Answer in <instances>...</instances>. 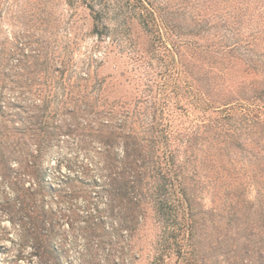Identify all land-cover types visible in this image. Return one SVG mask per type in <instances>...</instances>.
Masks as SVG:
<instances>
[{"label": "trees", "instance_id": "1", "mask_svg": "<svg viewBox=\"0 0 264 264\" xmlns=\"http://www.w3.org/2000/svg\"><path fill=\"white\" fill-rule=\"evenodd\" d=\"M82 2L94 34L104 40L115 30L120 51L133 53L147 79L134 101L92 104L98 124L70 125L88 152L75 176L88 197L80 228L89 249L119 252L117 264L140 260L137 245L149 264H210L214 251L227 264H264V0H233L235 14L213 13L223 22L217 28L200 24V11L215 10L212 0H180L171 9L191 10L200 27L188 31L171 24L168 0ZM51 119L45 113L28 128L36 135L23 143L30 168L43 166L45 137L60 128ZM253 185L258 202L247 198ZM43 237L54 254L52 237Z\"/></svg>", "mask_w": 264, "mask_h": 264}, {"label": "rangeland", "instance_id": "2", "mask_svg": "<svg viewBox=\"0 0 264 264\" xmlns=\"http://www.w3.org/2000/svg\"><path fill=\"white\" fill-rule=\"evenodd\" d=\"M179 2L168 0L171 24L185 31L200 28L191 10L171 9ZM212 2L215 10L199 12L200 24L217 28L223 22L213 13L229 17L237 12L233 0ZM245 24H251L249 18ZM93 29V17L82 0H0V140L11 146L0 147V264L122 262L119 252L100 247L91 251L81 231L88 197L75 174L83 169L88 152L70 134V125L98 124L90 115L92 104L103 109L134 101L143 95L147 79L133 53L120 51L115 30L100 40ZM135 33L146 48L148 37L138 27ZM45 113L60 128L45 137L43 166L30 168L26 162L32 156L23 143L36 139L28 128L38 125ZM186 122L190 125L191 119ZM36 148L30 152L37 154ZM254 186L247 198L258 202L259 187ZM75 189L79 192L72 196ZM203 203L213 205L209 196ZM44 235L52 237L54 254L42 245ZM138 249L141 258L135 264H149L147 249ZM134 254L128 249L123 257L130 262ZM212 261L227 264L217 251L211 253Z\"/></svg>", "mask_w": 264, "mask_h": 264}]
</instances>
